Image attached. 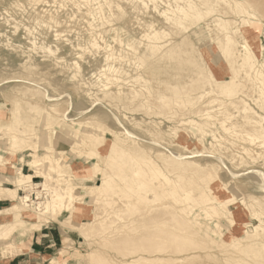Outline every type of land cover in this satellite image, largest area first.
<instances>
[{"label": "rangeland", "instance_id": "rangeland-1", "mask_svg": "<svg viewBox=\"0 0 264 264\" xmlns=\"http://www.w3.org/2000/svg\"><path fill=\"white\" fill-rule=\"evenodd\" d=\"M87 1H84L86 2L84 3L81 0H74V2L73 0H0V117L5 121V124H9L10 129H17L21 133L25 129L26 132L33 130L35 132L33 138L37 135V139L35 138L37 141L31 140V142L34 141L32 144L34 143L35 147L42 148L47 145V141L50 143L52 139L55 140V137L58 136L57 141L53 144V147L58 149V151L55 150L56 157H65L67 152L68 154L72 152L73 155H83L86 152L87 147L84 145H76L75 142L72 144V138L67 135V132L68 134L69 132L71 134L76 132L84 135L87 130H90V124L93 122L120 130L117 125L109 122L110 120L106 119L107 117L121 120L124 123H127L129 118L145 119V116L142 117V111L138 114H131L122 109L120 111L116 104L114 105L116 103L114 99L111 100V103L108 98L104 99L102 97L103 94L98 84L103 83L104 72L107 71L108 66L117 68L120 66V68L127 70L129 79L132 80L131 83H135L136 86L141 84L143 77H149V93L148 90L145 92L149 95V100H152L154 94L164 95L169 93L168 96L164 97L172 104V108L177 110V113H181L186 110L188 102L186 101L185 91H191L196 87V84L202 92H211L207 94L208 100H211L212 96L210 94L217 93L220 89L217 82L229 76L223 60L219 56L214 57V54H212V51H215V46L211 41V36L215 32L213 31L215 18L228 20L231 26L238 28L235 37L238 45H241L242 35L246 37V29L254 26L255 29H252L250 35L246 38L257 59L264 61V0H228L229 3L222 0L223 2L221 1L222 3L219 2L218 4L213 2L216 10L213 8L206 9L203 6V15L200 19L195 20V23L186 22L180 27L174 26L172 20L177 16L176 7H183L182 4L185 0H182V2L181 0ZM240 8L249 13L253 12L254 15L248 16L241 13ZM105 21L107 22L105 23ZM153 31L162 36V41L165 44L177 50V58L169 60L166 64L160 61L161 66L156 63L157 65H155H159L160 68L153 69L155 71L154 75L148 74V76L147 74H140L142 73L141 68L146 65V58L140 55L136 57L134 52H141L148 41L147 36H151ZM89 39L95 40V44L92 45ZM188 42L195 47H200L199 51L193 53L195 57L198 58L200 54L207 52L204 55L205 60H198L204 71H209L208 65L212 69L219 67L215 73L210 74V77H202V79L197 80L198 82H192L193 85L188 84V81L185 83V80L193 79L194 75V78H197L198 75L193 71V64L183 57L189 53L192 54L191 45L187 44ZM103 44L104 46H102ZM75 46L77 47L75 48ZM42 47L45 51L42 50ZM108 51H113L116 56L120 54V59H113V61L107 59L105 56ZM103 65L107 67L105 68ZM103 68L104 70H102ZM262 71L264 73V67ZM190 75L191 77H189ZM249 88V83H240L236 86V96H241ZM111 90L113 92L115 89L111 88ZM252 90L253 98L257 100L258 93L255 92V89ZM191 92L195 94L196 90ZM254 100L251 103L256 106ZM177 101H180L181 107L176 105L178 104ZM159 103L161 101L157 100L156 104ZM53 108L57 109L56 112L61 123H65L63 127L66 132H64V128H61V131L54 129L53 124L47 122L43 123L44 125H39L37 118L40 116L35 114L40 112L46 115ZM172 108L165 107L161 109L162 114L154 116L152 120L159 122L160 128L170 129L174 127L173 124L175 125V123L171 118ZM42 109L43 112H41ZM47 110L49 111L47 112ZM103 110L106 111L105 114ZM85 118L87 121L90 120L89 125L88 122H86V125L84 124ZM192 119L196 121V126L199 127L196 130L202 134L203 141L197 144L194 139H189L191 142L190 147L201 151L202 154L201 156H189L186 160H191L195 164L213 162L212 164L216 163L218 165L215 172L219 175V181L216 183L217 186H220V193L225 197L227 193L223 191L222 185L225 182L228 184L227 187L230 186L231 194L225 200L230 207L231 218L234 220L233 224H229L227 218H220L218 221L214 218L201 216L202 221H204L205 227L217 226L216 222L221 223L220 228L225 231L226 235L242 236L245 223H258V220L253 219L250 214V210L257 207L256 202H251V198L264 197V153L257 147H252V152L250 151L252 155L250 156L249 154L240 153L235 145H212L209 143L208 135L205 134L207 129L201 132L204 129L203 126H200L201 120L198 121V118L194 117ZM67 121L72 125L71 128ZM127 126L133 127L129 123ZM132 130L136 132L138 138H140L138 141L141 140V143L146 144L153 141L150 136L141 131L142 129L135 127ZM189 131L192 130L189 129ZM219 132L223 134L221 129ZM106 135L110 138L107 133ZM166 136L169 137V135L163 136L165 140L171 139V137ZM66 138H68L69 143ZM159 140L162 142V139ZM223 146H226L225 149ZM172 148L179 149L175 146ZM62 150L64 152H61ZM15 153L18 154L17 151L13 153L14 156L5 154V158L9 159L11 163H17V154ZM221 153L222 155L225 153L226 156H221L219 159L218 154L221 155ZM29 158H31V155H26V159ZM241 159L242 161H240ZM124 162L128 170L134 162V157H128ZM244 162L248 164L246 165ZM75 163V166L79 165V163ZM8 166V164L5 167L0 166V174L7 173ZM195 167L190 166L191 169ZM22 168L23 172L33 173V170L25 164H22ZM8 173H11V171ZM231 173L236 174L237 177L232 176ZM32 179L34 182L44 180L41 176ZM96 182L99 181L96 180ZM1 184L8 188L13 187L5 180ZM119 185L118 187L123 188L124 191L131 189L130 191L136 192L134 184L128 181L120 182ZM22 192H20L21 196L26 194V191ZM32 193H30L31 199L34 202L38 201L35 199V192L32 191ZM42 193L45 199V196H48L49 193L48 189L43 190ZM115 195L111 197L108 204L102 205L103 209H96L99 216L95 220L90 214H75L77 208L75 206L72 210V218L75 222L71 224L76 223V225L70 226V224L68 226L69 229L74 230L61 231L58 220H49V222L44 223V230L41 233H45L44 231L52 228L53 237L50 240L47 237L39 239L41 229L26 230L22 236L16 234L15 241L17 243H28L29 249L31 248L33 252H29L28 249L13 256L7 245L10 238H6L4 240L5 244L0 245V264H49L48 259L50 258H55L60 264H264V237L260 238L261 242H258V244L248 245L247 250L249 252L235 254L239 255L238 258L247 259L245 262H240L228 252H210L206 250V247L210 245V241L203 237L192 236L176 240V236H172V216L165 214L164 209L156 210V204L137 202L128 208H124L118 202H113V199L116 198ZM164 198V203H172L171 195ZM247 200L250 203L248 201L249 205L245 207L243 205ZM10 203L9 197H0L1 208L8 206ZM108 205L112 206V209ZM151 205L156 206L149 208ZM91 208L88 205V213H91ZM144 212L146 214H143ZM91 218L92 221L94 220L91 225L84 224L85 220ZM132 218H137V221L129 227L125 226ZM182 226L181 223H177L174 229L179 227V232ZM105 227L106 229H104ZM24 229L22 228V230ZM112 229H115V232ZM219 239L218 235L212 238L216 244H219L222 240ZM61 248L63 249L62 253L58 251ZM192 250L194 252H190ZM189 254L194 255L190 258H184ZM252 254L255 256H252ZM174 258L178 259L173 261Z\"/></svg>", "mask_w": 264, "mask_h": 264}, {"label": "bare ground", "instance_id": "bare-ground-1", "mask_svg": "<svg viewBox=\"0 0 264 264\" xmlns=\"http://www.w3.org/2000/svg\"><path fill=\"white\" fill-rule=\"evenodd\" d=\"M84 1L87 0H81V2ZM221 1L222 0H185L182 4L183 7H176L175 12L177 16L172 20V24L180 27L186 22L195 23V20L200 19L203 15V6L206 9L213 8L216 10L213 2L218 4ZM223 1L229 3L228 0ZM239 11L248 16L254 15L253 12L249 13L241 8ZM106 22L107 21H105V23ZM252 29H255L254 26L250 29H246V37L250 35ZM213 31L215 32L211 36V41L215 46V51H212L210 48L209 50L213 52L212 54H214V57L219 56L223 60L229 72V76L217 82L220 89L217 93L210 94L212 96L211 100H208L207 96V94L211 92H202L196 84V87L191 90H196L195 94L191 91H185L186 101L188 102L186 110L181 113H177V110L173 109L172 104L164 97L168 96L169 93L164 95L154 94L152 95V100H149V95L145 93L146 90H148L149 93V77H143L141 79V84L136 86L135 83H131L132 80L129 79L127 70L120 68V66L118 68L108 66L106 63L108 68L107 71L104 72V81L102 84H98L103 94L102 97L104 99L108 98L111 103V100L114 99L116 102L114 105L116 104V107L120 111L121 109L123 111L126 110L131 114H138L142 111V117L144 118L145 116V119L129 118L127 123H124L121 120L119 121L112 117V119L107 117L106 119L110 120L109 122L114 123L120 128V130H115L109 126H102L95 122L92 123V120V124H90V120L87 121L85 118L84 124L86 125V122H88V125L90 124L91 126L89 127L90 130H87V132L85 131L86 133L84 135L77 134L76 132L74 134L69 132L68 134L67 132V135L72 138V144L75 142L76 145L80 144L87 147L83 155L74 154V156L72 152H69L70 155L67 152L65 157H56L55 150L58 151V149L54 148L53 144L57 141L58 136L55 137V140L51 138L52 140L50 143L47 141V145H45L47 147H35V145H33L34 143L32 144L34 141L31 142L32 139H37V135L33 138V135H35L33 130L26 132L25 129V131L21 133L17 129H10L9 124H5V121L0 117V166L5 167L7 164L9 165L7 173L0 174V197H9L11 201L8 206L3 208L0 207V245L5 244L4 240L6 238H10V242L7 244L8 248L13 256L16 254L18 255L28 250L29 246L28 243H17L15 241L16 234L22 236L26 230L35 231V229H42L43 226H45L43 224L49 222V220H58L60 229L63 232L74 230L69 229L68 226L72 222H75L72 218V210L75 206L77 207L74 212L75 214H90L95 220L96 217L99 216V214L96 213V209H101L103 207L102 205L108 204L111 197L116 194V198L115 200L113 199V202H118L123 205L124 208H128L137 202H142V204L154 203L157 205H151L149 208L156 206V210L164 209L163 211L165 214L172 216V236H176V240H182L192 236L203 237L207 241H210V245L206 247V250L210 252H228L231 256L236 257L238 259L237 261H247L246 258H238L239 255L235 254H239V252H249L247 246L250 244H258V242H261L260 238L264 237V197H255L256 199L251 198V202H256L257 207L253 205L255 209L253 208L254 210H250V214L253 219L258 220V223H245L242 236L234 237L226 235L224 233L225 231L220 228L221 223L219 224L218 222H216L217 226L210 225L209 227H205L201 216L214 218L218 221L220 218H227L229 224H233L234 220L231 218V210L225 200L231 194L230 186L227 187L228 184L222 182V189L227 193L226 197L225 195L223 196L220 193V186H217L216 183L219 181V175L215 172V170L218 169V165L216 163L212 164L213 162L208 164H195V162L186 160V158L189 156H201L202 154L201 151L190 147L191 142L189 139H194V142L197 144L203 141L202 134L198 133V130H196L199 127L196 126V121L192 119V117L198 118V121L201 120L200 126L204 127L201 132L207 129L205 134L208 135L210 144L235 145L238 147L240 153L249 154L250 156L252 155L250 154L252 147H257L264 153V73L262 71L264 61L257 59L249 41L241 32L240 36L242 35L243 40L241 41V45L237 44L235 37L237 36L238 28L231 26L228 20L215 18V27ZM147 38L148 41L145 43L141 52L135 51L134 55L136 57L140 55L146 58V65L141 68L142 73L140 74H150L153 76L155 73L153 69L159 67L160 61L166 64L169 60L177 58V50L165 44L162 41V36L156 31H153L152 35L147 36ZM90 42L92 45L95 44V40H90ZM187 44H190V42ZM190 45L192 54L189 53L183 57L193 64V71L198 74L197 78H194V75L193 79L185 80V83L188 81V84L191 83L193 85L192 82H198L197 80L202 79V77H210V74L215 73L219 67L212 69L211 66L208 65L209 71H204L199 61L205 60L204 55L207 52H203V54H200L197 58L193 53L199 51L200 47H195L192 44ZM102 46H104V44ZM240 46L241 48H239ZM76 47L77 46H75V48ZM89 49L91 48L89 47ZM106 53L105 57L112 61L113 59H120L121 56L120 54V56L114 55L116 53H113V51H108ZM56 62H58V60H56ZM156 63H159V65L156 66ZM102 70H104V68ZM65 75L67 76V74ZM189 77H191V75ZM136 79L138 80V78ZM245 82L250 84V88L241 96H236V86ZM87 83L89 84V82ZM111 88L115 90L112 92ZM89 89L87 90L89 91ZM252 89H255V92L258 93L257 100L253 98ZM104 99L101 100L103 101ZM157 100L161 101V103L156 104ZM253 100L256 106L252 105L251 101ZM177 102L178 104L176 105L181 107L180 101ZM165 107L169 109L172 108L171 118L175 125L173 124L174 127L170 129L160 128L159 122L152 120L154 116L162 114L160 110ZM48 111L49 110H47V112ZM56 111L57 109L53 108L46 115L40 112V114H35L36 116H40L37 118L39 125H44L43 123L47 122L48 124H53L54 129H59V131H61L65 123L63 120L64 124L61 123ZM41 112H43V109ZM105 112L103 110L104 114ZM165 116L167 115L165 114ZM67 123L70 124L68 121ZM128 123L133 126L132 128L138 127L140 130L142 129L141 131L145 133V135L150 136L153 141L146 144L141 143V140L138 141L140 138H138V135L132 128L127 126ZM77 124L79 123L77 122ZM4 125L6 126L4 127ZM70 126L72 125L70 124L69 127ZM189 129L192 131L190 132ZM220 129L224 135L220 132L218 133ZM64 132H66L65 128ZM106 133L110 138L107 137ZM165 135H169L171 139L165 140L163 137ZM159 139H162V142ZM66 140L69 143L68 138H66ZM174 146L176 148L179 147V149L175 150L172 148ZM225 147L223 146L224 149ZM15 151L18 152V154L15 153L17 154V163H11L9 159L5 158V154L14 156L13 153ZM61 152H64V150ZM26 155H31V158L26 159ZM218 155L219 159L221 156H226L225 153L224 155H222V153ZM128 157H134V162L131 164L130 168L128 166L129 169L127 170L124 160ZM240 161H242V159ZM75 162L79 163V165L75 166ZM22 164L32 169L33 173L23 172ZM190 166L196 167L191 169ZM9 171H11V173H8ZM231 175L236 176L234 173H231ZM36 176H41L44 180L42 182H34L32 178ZM4 180L12 184L13 187L8 188L2 186L1 183ZM96 180L99 182L95 183ZM124 181L134 184V190L139 194L133 190L130 191L131 189L129 191H124L122 190L123 188L121 189L118 187L119 183ZM47 189L49 193L44 199L42 191H46ZM115 189L117 190L115 191ZM22 191H26V194L23 196L20 195ZM32 191L35 192V199L38 201L34 202L31 199L30 193H32ZM170 195L172 196V203H164V197ZM249 200H247L243 206L247 207V205H249ZM88 205L92 207L91 213H88ZM110 207L112 209V206ZM145 212L147 213V211ZM145 212L143 214H146ZM92 218L87 221L85 220L84 224L88 226L91 225V222L94 221H92ZM136 221L137 218H132L125 226L129 227ZM176 222L184 226L180 228L181 230L179 232V227L174 229L177 224ZM74 225H76V223L70 226ZM22 228L25 229L22 230ZM104 229H106V227ZM115 229L112 230L115 232ZM216 235L220 237L219 240L222 239L219 244H216L215 241H213L214 239L212 240L213 236ZM260 244L263 245L262 243ZM62 250L61 248L58 251L61 252ZM190 252L194 251L192 250ZM189 255L184 258L193 257L194 254ZM252 256L255 255L252 254ZM177 259L178 258H174L172 260L175 261ZM48 263L60 264L55 258L48 259Z\"/></svg>", "mask_w": 264, "mask_h": 264}, {"label": "crops", "instance_id": "crops-1", "mask_svg": "<svg viewBox=\"0 0 264 264\" xmlns=\"http://www.w3.org/2000/svg\"><path fill=\"white\" fill-rule=\"evenodd\" d=\"M51 229H52V228H51ZM51 229H50V230L48 229V230L44 231L45 233H41V232H43V230H44V229L42 228V229L40 230V232H39V236H38L39 239H40V238L42 239V237H47V239L50 240L51 237H53V236H52V235H53V230H51ZM56 235H57V233H56ZM36 236H37V235H36ZM36 236H35V237H36ZM40 241H41V240H40ZM35 242L39 243V242L36 241V240H35ZM28 251H29V252H31V251L33 252V250H32L31 248H30Z\"/></svg>", "mask_w": 264, "mask_h": 264}]
</instances>
